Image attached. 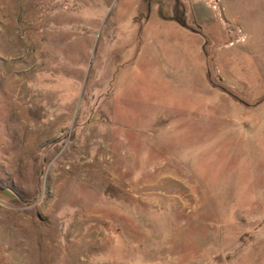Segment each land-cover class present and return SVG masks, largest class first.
I'll use <instances>...</instances> for the list:
<instances>
[{"label": "rangeland", "instance_id": "obj_1", "mask_svg": "<svg viewBox=\"0 0 264 264\" xmlns=\"http://www.w3.org/2000/svg\"><path fill=\"white\" fill-rule=\"evenodd\" d=\"M0 0V264H264V0Z\"/></svg>", "mask_w": 264, "mask_h": 264}, {"label": "flooded vegetation", "instance_id": "obj_2", "mask_svg": "<svg viewBox=\"0 0 264 264\" xmlns=\"http://www.w3.org/2000/svg\"><path fill=\"white\" fill-rule=\"evenodd\" d=\"M142 4L143 12L134 15L135 23H142V19L148 21L152 14H156L164 20L173 21L182 28L205 36L210 34L212 26V13L203 11L198 13L190 0H140L138 5Z\"/></svg>", "mask_w": 264, "mask_h": 264}]
</instances>
